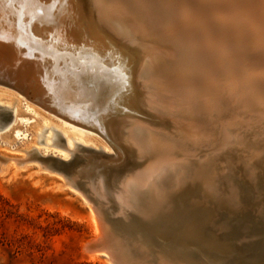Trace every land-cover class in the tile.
<instances>
[{"label":"bare ground","instance_id":"6f19581e","mask_svg":"<svg viewBox=\"0 0 264 264\" xmlns=\"http://www.w3.org/2000/svg\"><path fill=\"white\" fill-rule=\"evenodd\" d=\"M13 1L14 9L10 6L8 10L2 6L5 0H0L1 37L24 40L23 23L37 16V9L42 6L40 20L32 31L44 41L43 51L50 45L54 53L45 62H23L22 66L16 59L18 63H13L15 69L11 76L14 79L0 76V128H8L18 119L21 115L18 108L27 112L24 116H30L19 118L22 124L34 123L31 138V132L22 131L18 123L19 126L14 125L11 133L14 140H11L25 139L26 146L16 147L12 141L6 144L8 150L23 153L1 156L0 173L8 168H25L38 160L40 165L35 171L47 169L52 174L57 170L39 159V155H56L68 160L81 153L94 152L117 159L116 146L122 152L125 147L138 162L134 169L118 178L113 175L115 170H105L89 160L71 177H61L63 185L77 186L98 213L99 222L92 238L86 242L87 249L94 252L93 257L99 252L108 253L114 264H189L186 259H177L179 255L175 258L176 253L142 252L141 240L136 241L138 248L135 240H129L118 226L130 222V217L142 226L156 225L168 214L163 209L172 196H179L194 184L203 188L207 198L221 192L219 180L231 181L227 173L233 151L245 152L246 155L242 154L245 162L263 181V173L257 170L259 161L264 160V0ZM7 48L12 50V46ZM1 53L10 54L7 50ZM2 58L8 64L14 60L9 56ZM112 65L114 74L108 70ZM42 67L50 69L52 76L45 81L51 92L43 88L41 94L50 93L51 102H57L55 109L61 114L47 107L42 98L37 101L29 97L15 78H34L43 72ZM93 68L99 72H92ZM116 93L119 95L114 97ZM24 99L31 103L27 100L25 104ZM15 101L19 105L12 109L10 105L14 106ZM63 113L87 118L90 123L73 121ZM53 115L89 133L67 128ZM50 129L56 135L49 132L48 140L53 138V143L66 151L36 147L39 141L36 138ZM81 145L96 151L81 149ZM221 161L229 165L221 167ZM222 169L227 172L217 179V172ZM238 190L231 184L233 200L238 199ZM224 204L225 213L233 215L238 226L241 225L239 216L245 213L250 216L253 209L251 205L244 204L245 210H242V207L234 208L232 203ZM253 216L256 226L262 227V233L256 235L263 246L264 215ZM194 226L199 229V225ZM235 239L242 241L241 233ZM181 250L178 252L182 253Z\"/></svg>","mask_w":264,"mask_h":264},{"label":"rangeland","instance_id":"374dc122","mask_svg":"<svg viewBox=\"0 0 264 264\" xmlns=\"http://www.w3.org/2000/svg\"><path fill=\"white\" fill-rule=\"evenodd\" d=\"M25 100L26 99H24V102L26 104L28 99ZM13 105L14 106L10 105L12 109L19 105V103L15 101ZM18 110V113L21 114L18 119H26L30 117L24 116L27 112H24L23 109L18 108ZM52 117L55 119L57 118V120L61 121L63 126L67 128L83 132L84 134L89 133L88 130H84L83 127L74 123L60 119L54 115ZM18 119L14 120L15 123L13 122L8 127H11L9 132L7 131L8 128H0V157L21 155L23 153L21 151L8 150L6 145L12 141L11 139H13L11 133L14 131V127L20 125L22 131L26 133L31 132L30 129L34 123H31L30 125L22 124ZM17 123L19 125H17ZM56 129L60 130L59 128ZM6 131L7 133H5ZM49 132L56 135L53 129L45 131L42 134V137L39 136L36 138V140H39L36 141V147L38 149L41 148L42 150L51 149V151H66L64 147L57 145V143L54 144L53 138L48 140L47 137ZM31 137L32 132L30 133V138ZM24 140L25 139H21V141L18 140L12 142L16 147L24 148V146H26ZM123 148L129 158V162L126 168L122 167L123 169L121 168V171L115 170L116 173L113 172L114 177L117 176V178L131 169H134L138 162V159H136L128 149L125 147ZM242 154L246 155L245 152L233 151V161L230 165L223 161L220 162L219 166L221 167L226 166V164L230 166V171L227 173V176L229 175L228 177L231 179L228 183L227 180H219L218 183H220V186L222 187L221 192L216 193L214 196H210L211 198H207L203 195V188L201 186L195 184V186L191 185L193 188L188 186L186 191L178 194L179 196H172L169 202L171 201L173 206L171 203H167L166 208H168L163 209V211H166L168 214L161 217V219L156 222L157 226L155 223H153L154 225H151L150 228L149 226L147 227L146 224L142 226L141 222L138 220L136 222L134 218L130 217L131 219L128 223H130L129 225L131 227L128 223L120 226L117 225L119 231L126 237L128 236L129 238H127L129 240H135L133 241L135 242V246H138L139 244V242H136L137 239L141 240V244H139L140 248L139 246L138 248L141 249L142 252L151 251L154 255L165 254V252L174 255L176 253L175 258L179 255L180 257L177 259H186L185 262L189 264H197L205 259L203 258L205 255L211 253L215 254L219 252V250H227L231 254H237L239 250L235 243L239 239H234L232 237L226 238V236L222 234L224 231L235 229L237 233H241V239L243 242H251V245L254 246L260 245L257 241L259 235L257 234V236L256 233H262L263 230L262 227L260 228L256 226L257 224L253 215H260L261 217L264 215V177L263 181L260 178H257L254 170H252V168L249 167V164L245 162ZM76 157H83L82 159H84V161L89 160L90 162L102 158L100 154H95L94 152L81 153V155ZM254 159L256 160V158H253V160ZM232 163L233 165H231ZM38 164L40 165L38 160L32 161L25 168H8L6 172L0 173V264H114L108 253L99 252L97 257H93L91 254L94 252H90L86 247V242L92 238L95 227L99 222V216L93 207V203L77 186L63 185L61 180L62 178H65L63 173L53 171L51 174L47 169H44V171L41 172H36L35 170L37 169ZM263 165L264 160L261 159L257 171L262 172L264 175ZM140 167L141 166L137 168ZM222 170L217 172V179L221 177L220 175L223 176V173L225 174V172H227L224 170L222 172ZM250 174L252 177H249ZM79 183V185H82L81 182ZM111 183H113L112 179ZM231 184L239 189V193L237 192L238 199H232V194H230ZM228 188H230L229 191ZM240 201H242V203ZM224 203L228 205L232 203L231 205H234V208L239 209L242 207V210H245L243 208L244 204L245 206L251 205L253 209L250 212V216L249 213L239 216V224L241 225L238 226L236 220L233 218L234 216L225 213L227 210L223 207V205H225ZM188 211L190 215L188 214ZM195 211H197L196 215L194 214ZM191 213L195 215V217H193ZM186 214L188 215L186 216ZM188 216H190L191 219L193 217V219L190 220ZM201 218L204 219V221ZM199 220L201 222H199ZM163 221H165L164 225ZM196 221H198V223ZM200 223H202L201 227ZM136 224L138 228L137 226L135 227ZM194 224L199 225V229L198 226H194ZM172 225L175 229L171 227ZM124 226L128 227L125 228ZM204 226L206 229L202 228ZM139 227L141 228V231ZM257 228L260 229L256 231ZM147 230H149V232ZM188 234H191V237ZM129 247L131 248V246ZM180 250L182 253L178 252Z\"/></svg>","mask_w":264,"mask_h":264},{"label":"water","instance_id":"95a60500","mask_svg":"<svg viewBox=\"0 0 264 264\" xmlns=\"http://www.w3.org/2000/svg\"><path fill=\"white\" fill-rule=\"evenodd\" d=\"M5 3V4H4ZM2 3L3 8L6 9H14L12 7L14 1L13 0H5V2ZM59 3V1H57L55 3V6ZM41 5V4H40ZM37 16H33L32 18L29 19L28 23H23L24 26V34L26 35V38L24 40L21 39H17L16 41H10V40H5L4 38L1 37L0 35V53L9 51V53H6L7 56H5L3 53L2 56L5 58H13V62H10V64H8V62L6 60H4L1 56V60L0 61V76H3L5 79L7 80H13L14 77L11 78L12 76V70H14V62L17 60H19L20 63H18L19 65H21L23 62H29L32 64V62L35 63V61L41 62L42 60H44L43 62L46 61V59L52 57V54L54 53L53 50L51 49V46H48L47 51H43V49L41 48L42 44H43V40L38 38L36 36V34H34V32L32 31L34 24H36L37 22H39V17L42 13V6H40V8L37 9ZM50 14H51V10H50ZM0 29H2V27L0 26ZM11 47L12 46V50L8 49L7 47ZM6 49V50H4ZM60 51V50H59ZM58 51V52H59ZM80 50H77L76 52L79 53ZM60 53L64 54L67 53V55H71V52H64V51H60ZM100 58V57H99ZM17 59V60H16ZM22 66V65H21ZM43 66V65H42ZM43 68V72L42 73H38L36 74V76L33 78L30 77H24L23 79L19 78V77H15L17 81L20 82V85L22 86V89L24 91H28V96L37 100V101H41L40 99L42 98V100H44V104L51 108L52 110H58V112L61 114L60 110L57 108L55 109V107H57V102H51V94L50 93H42L41 91L43 88H47L50 91V85L47 84L45 81L50 78V69H48L47 67H42ZM96 70V71H95ZM109 72H112L114 74L115 72V67L114 65H112L110 67V69H108ZM99 72V69L97 68H93L92 72ZM101 71V70H100ZM15 72H17V69L15 70ZM16 76V75H15ZM51 84V83H50ZM125 86L127 84V81L124 82ZM126 89V88H125ZM122 92L125 90H121ZM117 94V95H116ZM114 95L118 96L119 94L116 93ZM112 105L114 104L111 103ZM111 105V106H112ZM63 116H66L67 118L76 121V122H81V123H85L86 125H89L90 121L86 118H81L80 116H72L71 114H66L63 113ZM119 114H115V117ZM88 123V124H87ZM103 128V127H102ZM108 139H110V136L107 134L106 131L103 130L102 132ZM81 149H89V150H93L96 151L95 149L85 146V145H81L80 146ZM116 150L119 151V157L117 159H110V157L106 154H102V159L97 160L95 162H97L98 166H103L105 170H109V171H113V170H119L122 167H127L128 162H129V158L127 156V154H125V152H122V150L116 146ZM83 157H74L68 160H65L61 157H58L56 155H47L45 157L40 156L39 155V159H42L46 162L49 163V165L53 166V169L55 168L57 171H59V173L61 172V170L63 171V175L65 176H69L71 174H73L75 172V170L78 167H84L88 161H84V159H82ZM43 161V162H44ZM90 166V165H89ZM92 166V165H91ZM95 165H93L94 167ZM123 169V168H122ZM58 173V172H57ZM62 175V174H61ZM222 234H224L226 237H232V238H236V235L238 236L239 233H237V231L234 230H230V231H224ZM236 247L238 248L239 252L237 254H231L229 251L227 250H221L215 254H209L206 255L205 260L208 261H201L197 264H264V244L259 245V246H251L250 244L243 242V241H237L235 243ZM262 248V249H261ZM216 262V263H215Z\"/></svg>","mask_w":264,"mask_h":264}]
</instances>
